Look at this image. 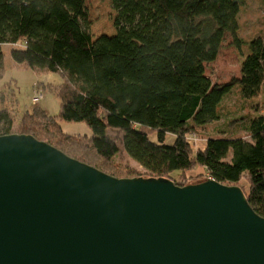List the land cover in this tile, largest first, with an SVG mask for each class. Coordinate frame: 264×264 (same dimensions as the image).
I'll use <instances>...</instances> for the list:
<instances>
[{
    "label": "trees",
    "instance_id": "1",
    "mask_svg": "<svg viewBox=\"0 0 264 264\" xmlns=\"http://www.w3.org/2000/svg\"><path fill=\"white\" fill-rule=\"evenodd\" d=\"M86 1L0 0V82L3 45L15 65L62 79L57 117L35 107L17 119L14 102L0 95V136L30 135L119 179L183 187L201 183L190 184L188 174L202 169L204 181L240 187L264 217V33L241 51L239 78L217 84L205 72L226 35L242 49L244 0H112L115 34L95 39ZM236 85L251 112L194 150L189 137L220 120L221 101ZM59 121L84 122L92 136L68 135ZM119 151L139 169L115 162Z\"/></svg>",
    "mask_w": 264,
    "mask_h": 264
},
{
    "label": "water",
    "instance_id": "2",
    "mask_svg": "<svg viewBox=\"0 0 264 264\" xmlns=\"http://www.w3.org/2000/svg\"><path fill=\"white\" fill-rule=\"evenodd\" d=\"M0 264H264V217L238 186L119 179L0 136Z\"/></svg>",
    "mask_w": 264,
    "mask_h": 264
},
{
    "label": "rangeland",
    "instance_id": "3",
    "mask_svg": "<svg viewBox=\"0 0 264 264\" xmlns=\"http://www.w3.org/2000/svg\"><path fill=\"white\" fill-rule=\"evenodd\" d=\"M86 7L92 39L101 34H115L113 26L115 12L112 8V0H87ZM238 25V35L244 42L241 45L242 49H237L233 45V38L226 35L216 60L206 65V76L213 83H228L240 77V62L243 58L241 51L246 52L247 43L254 36L264 33V0H244L238 14ZM10 50V45L2 46L5 56V72L0 82V95H5L9 102L10 100L14 102L16 105V118L19 119L26 111L29 112L35 107L43 109L49 116L57 117L60 102L55 93V88L61 84V77L55 73H37L29 68L15 65L10 58ZM35 89L43 93V97L38 104L32 103ZM239 92L240 87L236 85L221 101L219 106L221 118L217 123L199 129L194 136L189 137L194 150L202 148L208 137L223 135L218 132L219 129L234 131L237 125H240L239 122L237 123L233 120L241 115H246L249 109L248 104L241 99ZM249 111L251 112V110ZM59 124L62 131L68 135L92 136V130L84 122L59 121ZM241 134L244 135V132ZM150 139L155 141L156 135L151 134ZM166 142L171 144L173 139L168 136ZM114 161L132 168H138L123 151L118 152ZM188 175L192 178L190 184L202 182L206 176L202 169H197ZM177 176L178 173L172 174V178L174 179ZM241 185L247 192L246 182L242 181Z\"/></svg>",
    "mask_w": 264,
    "mask_h": 264
},
{
    "label": "built area",
    "instance_id": "4",
    "mask_svg": "<svg viewBox=\"0 0 264 264\" xmlns=\"http://www.w3.org/2000/svg\"><path fill=\"white\" fill-rule=\"evenodd\" d=\"M42 97H43V93L35 89L33 92L32 103L38 104ZM207 180H213V179L211 177H208Z\"/></svg>",
    "mask_w": 264,
    "mask_h": 264
},
{
    "label": "crops",
    "instance_id": "5",
    "mask_svg": "<svg viewBox=\"0 0 264 264\" xmlns=\"http://www.w3.org/2000/svg\"><path fill=\"white\" fill-rule=\"evenodd\" d=\"M204 146V145H203Z\"/></svg>",
    "mask_w": 264,
    "mask_h": 264
}]
</instances>
